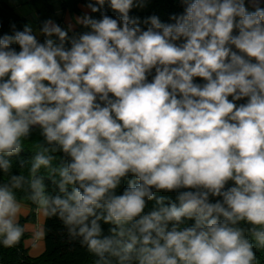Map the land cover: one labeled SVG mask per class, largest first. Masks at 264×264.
<instances>
[{
  "label": "clouds",
  "instance_id": "clouds-1",
  "mask_svg": "<svg viewBox=\"0 0 264 264\" xmlns=\"http://www.w3.org/2000/svg\"><path fill=\"white\" fill-rule=\"evenodd\" d=\"M107 2L115 18L85 13L77 24L88 30L71 37L47 22L43 43L29 26L0 39V169L39 127L47 147L27 178L30 199L83 237L97 264H254L238 225L264 246L261 0H181L171 23L131 17L143 6L134 0ZM55 152L67 162L52 167ZM41 167L59 176L60 194L46 191ZM25 180L0 185L6 247L24 232L14 190ZM154 189L182 190L179 204Z\"/></svg>",
  "mask_w": 264,
  "mask_h": 264
},
{
  "label": "trees",
  "instance_id": "trees-1",
  "mask_svg": "<svg viewBox=\"0 0 264 264\" xmlns=\"http://www.w3.org/2000/svg\"><path fill=\"white\" fill-rule=\"evenodd\" d=\"M21 0V3L17 5L9 0H0V39L5 35H14L16 31H23L25 26L30 27L29 18L27 17L31 13L32 9L37 14L36 17L30 16V20L36 22L39 29L42 31L45 23L48 20L56 19L61 25L62 14L69 11L70 13H81L80 6L84 5L87 7L88 4L98 6V0ZM143 4L142 7H133L129 13L131 17H137L143 22L148 17L153 15L159 17L161 22L171 23L170 17L173 14H180L183 12V6L181 0H134V4ZM246 3H250V0H246ZM59 6L60 12H58ZM264 6V2L262 3ZM31 7V9H29ZM29 10V11H28ZM91 10V9H90ZM105 13L115 18L118 13L108 6L107 0L105 4L100 8V11L90 13L94 18H100L101 13ZM60 15V16H59ZM142 27H148L150 25H144ZM82 27H84L82 25ZM62 29V28H61ZM63 30V29H62ZM33 33L37 36V39L43 43L44 39L41 40L38 37V32L33 30ZM43 32V31H42ZM74 32H68L69 37ZM17 51H19L18 45H12ZM41 145L47 147L42 130L40 128H34L31 135L22 141L21 150L8 157L11 161L10 170L5 173L0 169V185L5 183H11V177L13 175H23L26 180L22 188L15 189V195L19 202L29 204L31 206V214L28 217H23L19 222V226L24 229V225L28 221L35 220V212L38 209V205L30 199V189L28 187L27 178L30 175L31 166L34 162L35 155L41 150ZM55 158L52 161V167H59L67 162V157L61 152L49 153ZM37 175L43 177V182L46 185V191L51 195L60 194L57 183L54 181L59 180L58 175H50L49 170L41 167ZM129 177L128 179H131ZM128 179L122 180L121 185L117 188L116 193L121 194L123 189L128 186ZM155 197L163 200L165 205L170 203L179 204L178 195L179 191H155ZM156 207V199L147 201L145 213L150 212ZM101 223L102 235L109 236L112 233L110 229L114 227L112 224H106L103 221ZM192 221H186L182 227L188 226ZM239 227L245 229V235L253 243V251L256 254V260L254 264H264V246H260L254 239L251 232L248 229L251 225L240 222ZM45 251L36 257H32L29 254L28 248L25 247V239L28 234L24 230L23 235L18 243L11 247H6L3 244V238L0 239V264H97L99 257L89 251L86 244H82L83 237L73 236L69 232V227L65 225L63 220L56 216H47L45 223Z\"/></svg>",
  "mask_w": 264,
  "mask_h": 264
},
{
  "label": "crops",
  "instance_id": "crops-1",
  "mask_svg": "<svg viewBox=\"0 0 264 264\" xmlns=\"http://www.w3.org/2000/svg\"><path fill=\"white\" fill-rule=\"evenodd\" d=\"M15 2V1H14ZM17 3V1L15 2ZM59 9V6H56ZM61 9L58 10L60 12ZM29 11V10H28ZM80 11L81 13H70L69 11L65 12L62 14V22L61 25L63 26V30L66 31H72L74 33H82L84 31H87L85 27H82V24H77V18L82 17L85 13H91V10L84 6H80ZM31 12V11H29ZM35 13V17H36ZM48 22L54 23L60 27L59 21L56 19L49 20ZM71 26V28H70ZM36 31L38 34L39 39H42L43 37V32L39 29H33ZM48 37H46L47 39ZM53 39V37H51ZM57 39V37L55 36ZM22 205V210L21 214L19 215L18 222L23 218V217H28L31 214V206L29 204L20 202ZM47 220V216H43L41 210L38 209L35 212V220L34 221H28L24 225V230L28 234V237L25 239V247L28 248L29 254L32 257H36L41 255L45 249H46V244H45V223ZM1 239V237H0Z\"/></svg>",
  "mask_w": 264,
  "mask_h": 264
},
{
  "label": "rangeland",
  "instance_id": "rangeland-1",
  "mask_svg": "<svg viewBox=\"0 0 264 264\" xmlns=\"http://www.w3.org/2000/svg\"><path fill=\"white\" fill-rule=\"evenodd\" d=\"M9 1L12 2V3H15V2L17 1V3H16L17 5H19V4L21 3V0H9ZM14 1H15V2H14ZM263 1H264V0H261V3H262ZM56 2L58 3L59 1L56 0ZM29 9H31V7H30ZM30 13H31V14L27 16V17L29 18L30 27H31L32 29H37L38 26H37L36 22L33 21V20H30V16H31V15L34 16V18H35V11L32 9ZM53 39L56 40V38H55L54 36H53ZM186 226H187V225H186Z\"/></svg>",
  "mask_w": 264,
  "mask_h": 264
},
{
  "label": "water",
  "instance_id": "water-1",
  "mask_svg": "<svg viewBox=\"0 0 264 264\" xmlns=\"http://www.w3.org/2000/svg\"><path fill=\"white\" fill-rule=\"evenodd\" d=\"M36 128H39V127H36Z\"/></svg>",
  "mask_w": 264,
  "mask_h": 264
}]
</instances>
